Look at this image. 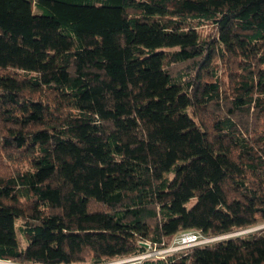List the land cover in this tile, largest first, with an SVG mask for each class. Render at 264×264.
I'll return each instance as SVG.
<instances>
[{
    "label": "trees",
    "instance_id": "1",
    "mask_svg": "<svg viewBox=\"0 0 264 264\" xmlns=\"http://www.w3.org/2000/svg\"><path fill=\"white\" fill-rule=\"evenodd\" d=\"M262 224L264 0H0V262L264 264L221 239Z\"/></svg>",
    "mask_w": 264,
    "mask_h": 264
},
{
    "label": "rangeland",
    "instance_id": "2",
    "mask_svg": "<svg viewBox=\"0 0 264 264\" xmlns=\"http://www.w3.org/2000/svg\"><path fill=\"white\" fill-rule=\"evenodd\" d=\"M199 31L203 32V34L206 35V33H208L210 31V28L205 27V28L200 29ZM263 227H264V224H262V225H260L259 227H256V228H263ZM256 228L251 229V230H255ZM189 233H191V232H189ZM185 234L186 233L181 234L179 236H175L172 239V241L169 244V246L161 248V249H159V248L156 249V248H154V246H150V245L147 244L148 245V251L146 253H144L143 255H139V256H136V257H138L140 260L144 261V260H146L147 258H150V257H164L165 255H169V254L172 255V254H175V253H179V252H181V250H183V249H180V248L183 246V243H184L183 235H185ZM18 238H19V242H20L21 248L24 249L26 247L27 243H26V241L23 238L21 233H18ZM202 239H204V238H202ZM218 239H220V238H213V239H208L207 238V239H204L203 242L206 240L205 243H212L213 241L218 240ZM148 256H150V257H148ZM136 257H133L132 259L130 258V259L116 261V262L107 263V264H130V263L131 264H133V263L137 264V262H133V260H135ZM128 261H129V263H128ZM8 264H11V263L8 262Z\"/></svg>",
    "mask_w": 264,
    "mask_h": 264
},
{
    "label": "built area",
    "instance_id": "3",
    "mask_svg": "<svg viewBox=\"0 0 264 264\" xmlns=\"http://www.w3.org/2000/svg\"><path fill=\"white\" fill-rule=\"evenodd\" d=\"M204 239H202L201 236H199L196 233H186L185 235H183V246L180 249H185L188 247H193V246H198V245H202V244H206L205 241L203 242ZM150 257V256H148ZM132 259V258H131ZM142 260H140L138 257L135 258V260H133V262H137V264H140ZM131 262V261H130ZM129 263V261H128ZM131 264V263H130ZM136 264V263H133Z\"/></svg>",
    "mask_w": 264,
    "mask_h": 264
},
{
    "label": "water",
    "instance_id": "4",
    "mask_svg": "<svg viewBox=\"0 0 264 264\" xmlns=\"http://www.w3.org/2000/svg\"><path fill=\"white\" fill-rule=\"evenodd\" d=\"M259 229H261V228H256L255 230H251V231H256V230H259ZM251 231L249 230V231H245V232H240L238 234L236 233V234H233V235L224 236V237H221V239L227 238V237H231V236H238V235L246 234V233H249ZM0 264H8V263L0 262Z\"/></svg>",
    "mask_w": 264,
    "mask_h": 264
}]
</instances>
